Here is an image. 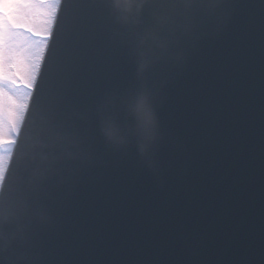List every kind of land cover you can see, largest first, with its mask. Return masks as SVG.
Wrapping results in <instances>:
<instances>
[{
	"label": "water",
	"instance_id": "95a60500",
	"mask_svg": "<svg viewBox=\"0 0 264 264\" xmlns=\"http://www.w3.org/2000/svg\"><path fill=\"white\" fill-rule=\"evenodd\" d=\"M71 1L75 0H64L61 13L59 10L57 26L60 28L52 34L48 47L49 60L42 68L43 77L47 75L48 68L51 72L52 67L70 65L71 56L77 54L73 46L75 39L63 30L73 12ZM93 1L97 3V0ZM237 1L219 0L218 6H214V19L219 27L215 24L210 28L212 40H219L230 32L222 27L227 22L229 27L233 22L231 17L238 14L237 7L233 6ZM252 1L253 9L261 5L259 0ZM178 6L182 9L179 3ZM196 9L201 11L194 10L191 17L186 19L192 20L191 24H195L197 15L206 13V2L199 0ZM180 24L183 25V21ZM146 25L151 27L154 23L147 21ZM174 28L170 37L184 40V32ZM64 42L68 51L63 49ZM107 47L108 44L104 43L103 54ZM173 58L176 64L177 57ZM114 59L117 64L102 72L101 75L106 77L101 79L100 84L103 92L101 100L109 104L111 113L114 110L117 114L121 111L122 99L130 96L142 84L137 85L138 80L132 81L133 76L129 71H124V58ZM253 71L257 74L262 72ZM68 76L65 71L59 74L56 87L46 84L47 80L46 85H41L40 108H47L52 103L53 96L62 91ZM161 77L155 79L153 87H147L152 102L158 100L160 95L165 98L154 106L160 133L161 126H164L167 137H159L147 154L140 152L135 137H131L127 144L108 140V153L111 148L116 155V150L121 151L122 157L127 155L134 166L117 163L114 157L94 159L86 139L102 131V119L107 117L106 112H102V118L97 122L95 116L90 115V110L98 111L96 105L91 109V103L86 108L87 101L82 95L74 93L68 96L67 102L71 106H76L75 101L81 106L80 116L72 115L64 123L60 119L51 120L50 129L53 133L58 132L55 146L61 152H58L57 159L52 160L50 157L54 155L46 152L42 154L41 162V166L63 163L66 174L60 175L64 176L61 177L63 180H59L61 191L55 195L51 186L45 189L39 186V205L35 204L38 214L35 220L31 219L32 216L28 220L29 232L38 236L39 247L34 250L27 247L19 256L17 248H12L8 253L0 252V264H264V140L259 138V135H264V122L253 119L247 122L244 118H248V115L254 118L255 109L261 108H251L250 99L241 93L248 99L244 116L238 120L235 115L228 114L230 111H225V116L228 114L232 123H219V126L216 125L217 121L220 122L217 116L223 112L205 118V126L202 123L198 128H203L206 135L214 133V136L205 139L202 143L205 147L200 149L201 135H196L195 129L193 133L190 132L191 135L180 134L183 128L191 129L197 122L191 125L177 116L173 120L181 125L172 126L170 108L185 112L181 105L182 96H178L182 91L177 93L175 88L178 77L172 73L162 80ZM218 78H222V75ZM213 83L207 84L205 89L213 87ZM223 84H214L215 96L221 89L230 95L229 100L233 99L238 90H231ZM166 89H170V92ZM171 89L174 90V98ZM191 98L194 103L200 97ZM234 105L233 101L228 102L231 109ZM89 117L94 121H90ZM116 118L121 123L128 119L121 113ZM223 120L227 121L225 118ZM80 122L81 129L70 127ZM64 124L69 126L67 132L60 131L66 130ZM254 125L260 131L254 129ZM40 127L43 128V125ZM235 128L238 131L234 132ZM72 133L78 137L82 135L75 152ZM215 137L219 150L213 146ZM78 161H81L80 165ZM51 167L47 170L49 173L54 170ZM95 168L99 180H96ZM150 177L153 180H149ZM49 180L52 182L53 177L50 176ZM44 192L47 193L43 197ZM65 231V238H61Z\"/></svg>",
	"mask_w": 264,
	"mask_h": 264
},
{
	"label": "clouds",
	"instance_id": "9594fccd",
	"mask_svg": "<svg viewBox=\"0 0 264 264\" xmlns=\"http://www.w3.org/2000/svg\"><path fill=\"white\" fill-rule=\"evenodd\" d=\"M59 2V0H58ZM111 7L115 13L116 20L122 25L137 30L138 43L137 55V75L143 76L153 63L165 56H175L178 53L171 49V39L169 36L170 25L176 23L171 15H155L154 25L145 27V9L150 0H110ZM183 11L181 15L188 19L199 5V0H178ZM6 8V6L4 5ZM59 13V9H56ZM30 27L29 24L23 25ZM5 51L9 43V34L6 30L4 36ZM11 67L21 76L31 87V81L24 71V58L19 52ZM8 73L7 61L5 62L4 74ZM125 123H121L115 116H107L102 119V131L110 142L117 144H127L131 137H135L138 148L142 154L150 152L159 139V120L155 106L152 102L151 93L146 84L136 89L127 99ZM27 115L26 110L23 115L18 114L15 106L0 113V121L7 119L17 128L18 134L13 137L14 147L11 153L0 155V239L4 238V228L28 214L27 206L15 209L18 196V189L15 187V177L12 176V165L16 157L17 148L20 143V133L24 127L23 117ZM15 209V210H14Z\"/></svg>",
	"mask_w": 264,
	"mask_h": 264
},
{
	"label": "rangeland",
	"instance_id": "374dc122",
	"mask_svg": "<svg viewBox=\"0 0 264 264\" xmlns=\"http://www.w3.org/2000/svg\"><path fill=\"white\" fill-rule=\"evenodd\" d=\"M31 3L33 5L29 9L31 13V20L30 23H28L30 28H27V30H36L41 34L47 32L54 14V0H31ZM13 19V14L6 12L4 5L0 3V79L18 78L20 83L25 85L17 90V95L20 98L19 102L7 96L3 92L2 88H0V113L5 110L10 112L13 106H15L18 110V114L21 115L26 100L25 92L28 88V83H26L25 80L16 73L15 69H13L11 65L15 60L16 53L19 52L22 54L24 58V71L28 79L31 81L30 76L31 74H34L44 45L41 40L30 38L27 30L24 32V34L21 31H16L14 33L10 32L8 30V25L9 23L13 22ZM20 26L25 27L23 25ZM6 30L9 34L7 51H5L4 43ZM6 61L8 65V73L5 76L4 69Z\"/></svg>",
	"mask_w": 264,
	"mask_h": 264
},
{
	"label": "snow or ice",
	"instance_id": "6c2138e0",
	"mask_svg": "<svg viewBox=\"0 0 264 264\" xmlns=\"http://www.w3.org/2000/svg\"><path fill=\"white\" fill-rule=\"evenodd\" d=\"M0 3L6 6V12H10L14 16L13 22L8 25V30L13 33L26 30V27H21L20 25L30 23L31 13L29 9L33 6L31 0H0ZM21 87H23V85L18 78L0 79V88H2L7 96L17 102H19L20 99L17 95V90ZM34 90L35 84L33 83L31 87L26 89L25 96H27L28 93L34 92ZM18 131L19 130L14 127L10 120L4 119L0 121V155L11 153L14 147V141L12 138L18 134Z\"/></svg>",
	"mask_w": 264,
	"mask_h": 264
},
{
	"label": "bare ground",
	"instance_id": "6f19581e",
	"mask_svg": "<svg viewBox=\"0 0 264 264\" xmlns=\"http://www.w3.org/2000/svg\"><path fill=\"white\" fill-rule=\"evenodd\" d=\"M59 10H60V9H59ZM51 37H52V35H51ZM51 37H50V40H51ZM50 40L48 41L47 48L49 47Z\"/></svg>",
	"mask_w": 264,
	"mask_h": 264
}]
</instances>
